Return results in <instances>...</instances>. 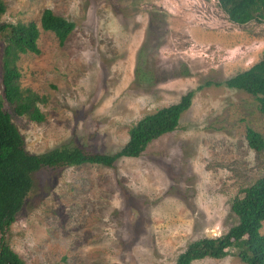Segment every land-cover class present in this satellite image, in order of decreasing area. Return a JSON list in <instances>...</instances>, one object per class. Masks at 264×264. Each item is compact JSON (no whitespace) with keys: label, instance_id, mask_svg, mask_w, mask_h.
Returning a JSON list of instances; mask_svg holds the SVG:
<instances>
[{"label":"rangeland","instance_id":"obj_1","mask_svg":"<svg viewBox=\"0 0 264 264\" xmlns=\"http://www.w3.org/2000/svg\"><path fill=\"white\" fill-rule=\"evenodd\" d=\"M3 2L0 23L38 24L49 8L75 24L62 45L39 28V52L16 61L21 90L43 99L40 122L3 100L29 153H113L132 123L194 91L176 129L138 157L32 175L4 237L22 264H173L189 242L236 224L234 196L264 175V152L245 139L247 127L264 137V115L223 82L264 56V19L233 23L216 0ZM191 264L245 263L230 249Z\"/></svg>","mask_w":264,"mask_h":264},{"label":"trees","instance_id":"obj_2","mask_svg":"<svg viewBox=\"0 0 264 264\" xmlns=\"http://www.w3.org/2000/svg\"><path fill=\"white\" fill-rule=\"evenodd\" d=\"M216 1L233 23L245 24L251 20L264 19V0ZM4 12L5 4L0 0V17ZM74 27L72 21L54 14L49 8L42 10L38 24L34 21L0 23V37L4 43L0 95V264H22L4 237L31 189L35 172L46 167L60 168L85 163L112 167L120 157H138L151 141L175 130L181 113L191 104L193 90L183 94L178 102L144 115L129 126L126 142L113 153L66 145L39 154L27 152L22 136L3 110V100L12 105L17 115H27L32 121L40 122L44 116L38 102L43 99L34 92L21 90L16 61L20 54L39 52V28L52 32L59 45H62ZM211 84L206 81L203 86ZM214 84L220 85L217 82ZM223 84L253 96L258 102L259 111L264 115V56L249 68L225 79ZM245 139L250 148L264 152V137L259 132L247 127ZM231 210L236 216V224L221 235L189 242L177 254L173 264H191L206 257L221 259L229 254L230 249L245 264H264V234L260 232L264 221V175L234 196Z\"/></svg>","mask_w":264,"mask_h":264},{"label":"bare ground","instance_id":"obj_3","mask_svg":"<svg viewBox=\"0 0 264 264\" xmlns=\"http://www.w3.org/2000/svg\"><path fill=\"white\" fill-rule=\"evenodd\" d=\"M226 44H227V43H226ZM226 44H225V45H226ZM223 46H224V45H223Z\"/></svg>","mask_w":264,"mask_h":264}]
</instances>
